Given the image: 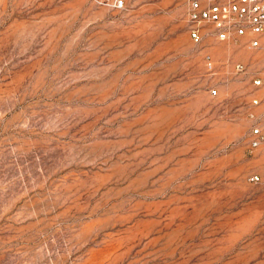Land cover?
Wrapping results in <instances>:
<instances>
[{
	"label": "rangeland",
	"instance_id": "1",
	"mask_svg": "<svg viewBox=\"0 0 264 264\" xmlns=\"http://www.w3.org/2000/svg\"><path fill=\"white\" fill-rule=\"evenodd\" d=\"M187 11L0 0V264H264V49Z\"/></svg>",
	"mask_w": 264,
	"mask_h": 264
},
{
	"label": "built area",
	"instance_id": "2",
	"mask_svg": "<svg viewBox=\"0 0 264 264\" xmlns=\"http://www.w3.org/2000/svg\"><path fill=\"white\" fill-rule=\"evenodd\" d=\"M99 6L112 9H124L128 0H93ZM187 24L190 37L196 44H202L206 35L223 42H245L246 45L264 49V0H187ZM244 38H246L244 40ZM208 62L211 55L205 56ZM243 63H237L235 69L242 71ZM257 86L264 85V77L255 79ZM212 94L218 90L212 89ZM255 105L261 100L254 98ZM253 123L250 128L249 153L264 148V112L249 113ZM253 182L264 181V172L252 174Z\"/></svg>",
	"mask_w": 264,
	"mask_h": 264
}]
</instances>
